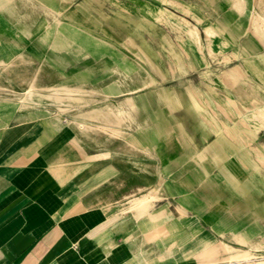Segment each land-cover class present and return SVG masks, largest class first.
Masks as SVG:
<instances>
[{"label":"rangeland","instance_id":"1","mask_svg":"<svg viewBox=\"0 0 264 264\" xmlns=\"http://www.w3.org/2000/svg\"><path fill=\"white\" fill-rule=\"evenodd\" d=\"M161 1L173 3L167 0H46L45 4H41L37 0H17V7L12 12L2 9L0 5V85L10 90L25 89L35 68L48 60L52 67L45 64L42 76H59V71L66 75V78L60 81L66 83L88 82L91 86H103L115 79H122L132 87L134 83L130 78L124 79L117 72L118 67L114 59L125 55L135 58V54H140L159 85L150 86L144 93H137L132 97H148L147 101L151 105L149 115L154 116L161 126L158 142L161 150H166L171 144L190 146L183 133H192L194 137L208 140L204 145L210 146V156H216L217 159L223 156L218 159L214 174L208 176L203 183L211 180L223 183L222 178L225 177L229 181L228 178L235 176L233 207L228 210L217 209L216 214L209 215L200 221L201 223L197 222V218L191 217L187 209L180 213L176 206L175 214L169 202L159 205V202L165 200V193L163 199L157 202L156 216L169 217L172 222L177 220L179 225L186 223L191 226V232L175 234V245L181 246L175 256L179 258L184 253H190L192 248L199 247L203 240H209L213 244L225 242L236 247L234 254L238 256L245 255V251L253 254L250 260L244 257L241 262L235 264H257L264 261V249L242 248L245 246L239 239L247 235L264 243V166L257 154L259 151L260 157L264 159V125H259L250 116L252 109L249 102L250 99H256L264 106V47L251 35H247L245 22L244 26L239 27L229 12L230 4L227 0H180L203 19L204 24L200 26L192 13H186V7H182L183 14L170 8L176 17L168 22L159 21L160 9L165 7ZM251 1L249 0V9H252ZM48 4L63 11L66 15L63 22L75 23L83 30L84 36L91 33L109 42V45L100 48L101 56L96 54L94 45L89 48L76 45L70 54L54 52L51 49L53 35L48 33L55 25L49 26L50 21L43 14ZM75 9L82 11L97 29L92 24L67 18ZM25 12L29 13V17L19 19L18 14ZM156 17L159 25L155 24ZM183 18L198 26V29L200 27L201 42H194L186 36ZM210 26L221 33V38L213 39L211 45L205 32V28ZM23 27H28V32L25 33ZM214 52L216 55L212 56L211 53ZM234 53L238 54V58L229 57ZM21 58L27 62H22ZM235 67L243 71L241 76L233 75ZM226 77L232 78L233 83L226 82ZM149 81V77L143 73L141 76L135 75L138 85ZM0 93L5 95L4 90H0ZM125 98L132 104L130 95ZM230 99L235 100L236 104ZM112 100L115 102V99ZM167 100L170 105L166 104ZM219 106L227 110L230 118L220 112ZM20 108L21 104L14 102L0 105V141L5 140L11 133L2 148L10 145L14 139L11 148L38 149L37 163L45 165L47 175L54 179L55 169L59 167L58 174L64 177V182H59L62 186H66L74 178L83 177L85 172L88 175L91 166L97 165L99 183L89 185V178H86V184L82 188L89 192V200L92 202L95 201L94 196L97 193L95 187L101 190L118 187L119 179L112 175L106 180L102 177L103 159L111 158L110 153L90 154L94 149L76 147L71 143V136L66 128L69 117L65 116L60 120L55 117L59 115V110L45 105L39 110L47 113L49 108L55 115H48L49 119L44 121L41 116L26 115ZM215 111L219 117L215 115ZM136 114L144 125L151 123L150 117L145 116L142 108L137 110ZM50 120H60L63 124L53 122L58 130L51 129L46 125ZM179 123L182 128L176 129L174 125ZM224 125L232 130L235 139L228 135ZM16 127H21V131ZM221 146H227L230 155L221 153ZM212 150L218 152L214 153ZM35 157L36 152L33 155L29 152L23 160L33 163ZM61 159L68 161L55 163ZM111 159L116 164L108 167L112 166L121 173L130 174L125 162ZM143 161L151 167H159L162 171V183H165L164 177L168 175L163 173V162L149 158H144ZM135 173L132 178L128 177V181L140 176L144 182H149L150 177L147 174L139 169H135ZM220 196L223 197L224 192H221ZM245 197H248L249 201H245ZM111 219L112 225L124 220L119 213ZM162 232L159 235L162 242L172 236L168 232ZM159 246L160 252H163L168 245ZM159 254L156 251L152 253ZM169 255L166 253L164 256ZM221 255L224 257L225 254ZM197 257V254L193 253L188 264H195Z\"/></svg>","mask_w":264,"mask_h":264},{"label":"bare ground","instance_id":"2","mask_svg":"<svg viewBox=\"0 0 264 264\" xmlns=\"http://www.w3.org/2000/svg\"><path fill=\"white\" fill-rule=\"evenodd\" d=\"M37 2L45 4L46 0H37ZM249 3V0H234V8L240 16H244L246 15V7ZM251 4L252 9L249 10L248 17L252 21L253 32L257 38L256 42L264 47V2L262 0H253ZM0 5L2 9L12 12L17 7V0H0ZM186 13L188 15L191 14L188 9ZM43 14L50 21L49 26L55 25L52 31L48 33V35H53L51 49L54 52L70 54L76 45L83 48H89L94 45L97 49L96 54L101 56L100 48L103 45H109V42L94 34L86 33L84 36L83 30L73 23L63 22L66 15L52 4L47 5ZM18 16L19 19L23 20L29 17V13H19ZM158 16L161 22H168L171 18L176 17L175 13L168 8L160 9ZM67 18L89 25L92 24L85 14L78 9L73 10L70 15H67ZM183 22L186 26V34L199 42L200 30L198 26L193 25L186 18H183ZM92 26L95 27L93 24ZM22 29H24L25 33L29 30L28 27H23ZM211 55L215 56L216 54L214 52ZM235 58H238V54H236ZM114 60L117 63V72L124 79L126 77L130 78L134 83L132 87L122 79H115L109 83H105L103 86H91L88 82L66 83L60 81L65 79L66 75L59 71L57 72L61 77L58 74H45L42 76L44 65L51 66L47 60L43 65L35 68L25 89L15 88V90H10L0 85V90L5 91V95L0 93V105L9 102L20 103L21 112L26 115L41 116L44 121L49 119V116H54L55 114L51 113L49 108H47L49 110L47 113L41 112L39 110L41 106L56 107L59 110V115L55 117L60 118V120L65 116L69 117L66 128L71 136V143L74 146H80L84 149H97L98 152H108L111 158L120 159L122 162H125L127 165L125 167L130 170L129 175L119 172L112 166L102 172V177L105 180L110 175L120 180L117 189L122 188L124 182L132 178L133 174H136L135 169H139L150 178L157 177L158 180L155 183L132 186L129 191L124 192L123 196L113 204L104 203V196L108 189L101 190L96 187L95 201H90L88 195H79L76 196V199L71 204V212L77 215L88 213L89 209L94 206L100 207L102 213L111 214L107 219L101 221L103 223L109 221L117 213L121 214L124 220L112 227L113 232L118 231L120 228H125L128 225L127 221L130 217L139 229L145 227L146 232H140L139 234L133 232L132 227H128L127 244L132 251L131 264H188L191 261L193 253L198 256L195 264H235L241 262V259L244 257L250 260L253 257L250 251H245V255L238 256L234 254V251L237 250L236 247L230 246L225 242L213 244L209 240H203L199 247L192 248L190 253H184L179 258L175 256L177 250L167 249L168 246L166 245H169V243L166 241L165 244L159 243V245L163 244L166 246L165 251H161L160 256L149 257L152 251L150 252L147 249L148 240L151 239V234L148 232L152 231V228H155L160 221L164 222L167 226H179L177 220L172 222L169 217H158L155 215L157 202L163 199L165 193V188L159 181V179H162V171L157 166L151 167L148 163L143 162L141 158L154 159L157 157L153 152L156 150L155 147L161 136V126L154 116L149 115L151 105L147 101L148 97L146 95H138L136 98L132 97L134 94L144 93L150 86L159 85V82L154 79L151 73L139 61L141 60L140 55L136 54L135 58L125 55ZM21 61L27 62L25 59ZM141 70H143V75L149 77L150 81L143 85H138L135 82V75L141 76ZM235 71L238 76L243 74V71L238 67H236ZM9 82L11 83L12 81ZM127 95H130L129 99L132 104L125 98ZM112 99H115V102ZM230 100L236 104L235 100ZM249 102L252 109L250 116L259 125H264V106L256 99H250ZM140 108L143 109L145 116L151 119V123L148 125L144 126L137 117L136 111L140 110ZM219 110L228 116L227 110L224 107L219 106ZM237 110L240 113L238 108ZM215 115L219 117L216 111ZM60 120H50V122H46V125H49L51 129L58 130L53 122L61 123ZM224 126L228 135L235 139L232 130L227 125ZM35 152V149L30 151L31 155ZM257 154L259 155L260 163L264 166V159L260 157L259 151ZM65 161L68 160L61 159L55 163ZM177 209L180 213L186 211V208L183 206H178ZM147 226H150V228L148 229ZM110 229H106L98 237V240L102 239ZM239 242L245 246L242 248L264 249V243L261 240H256L247 235H243L239 239ZM134 246H137L139 250L135 251ZM118 248L119 245L115 240L108 243L104 247L106 256L111 257L119 250ZM166 253L170 255L168 257L164 256ZM221 254H225L224 257H221ZM257 264H264V261L257 262Z\"/></svg>","mask_w":264,"mask_h":264},{"label":"crops","instance_id":"3","mask_svg":"<svg viewBox=\"0 0 264 264\" xmlns=\"http://www.w3.org/2000/svg\"><path fill=\"white\" fill-rule=\"evenodd\" d=\"M167 1L174 4L161 1L164 8L171 11L172 9L178 10L183 14L182 7H186L198 19H195L197 25L204 24L203 19L198 17L184 2L180 0ZM262 1L264 2V0ZM227 2L230 4L229 12L238 22L239 27L244 26L245 22L247 24L245 32L257 40L253 32L252 21L248 17L249 7H246V15L240 16L234 8V0H227ZM157 17L155 24L159 25ZM205 32L207 37L209 36L210 45L213 39L221 38V33L213 26L206 27ZM186 36L197 43L202 40L201 32L199 42L187 34ZM225 45L228 46V43L225 42ZM187 54L189 55V53ZM235 56L236 53L229 57L234 58ZM140 57V62L147 69L144 58L141 55ZM235 69L236 67L233 69V75L239 77ZM172 70L175 72L174 68ZM224 80L233 83L230 77H226ZM126 99L128 101V98ZM166 104L170 105V101L167 100ZM139 120L144 125L143 121ZM174 127L181 129L182 124H175ZM16 129L21 131L19 127ZM9 136L0 141V264H131L132 251L127 244L128 227H132L136 234L146 232L145 227L139 229L130 217L125 228L113 232L114 225L110 222L112 219L105 223L101 222L111 214L102 213L100 207L94 206L84 215L71 212V204L76 196L88 195L89 197V192L82 190L86 184V178H89L87 182L89 185L99 183L96 172L97 165L91 166L88 175L85 172L83 177L74 178L69 184L62 186L60 183L64 182V177L59 176V167L57 170L55 169L56 179H54L47 175L45 165L37 163L38 149L11 148L14 139L10 145L2 148ZM183 136L188 140L190 146L171 144L167 146L166 150H161L157 144L156 150L153 152L158 157L153 160L163 162V173L168 175L164 177L165 183H162L163 178L159 179L165 188L166 195L165 200L159 202V205L169 202L175 214L176 206H183L191 217L197 218V222L201 223L200 221H203L204 218L216 214L217 209L228 210L233 207L235 201L232 195L235 189V176L228 178L229 181L225 177L222 178L223 183H219L218 180L203 183L208 176L214 174L218 159H222L223 156L217 159L216 156L209 155L211 148L204 145V142H208L206 138H197L188 132L183 133ZM221 147V153L230 155L227 146ZM32 149L36 150L35 160L33 163H27L23 159ZM212 151L218 152L217 150ZM91 152L90 154H95L98 150L94 149ZM143 159L141 158L142 161ZM103 162L104 171L109 165L116 164L111 158H104ZM51 166L54 167V165ZM148 180L149 182L146 183L140 176H135L131 181H125L122 188L107 191L104 203L113 204L132 186L149 185L158 179L154 176ZM221 192H224L223 197L220 196ZM244 200L249 201L248 197H245ZM147 227L150 228V226ZM108 228L111 229L102 239L98 240V237ZM159 231L160 233L168 232L172 236L170 235V238L162 242ZM191 231V226L186 223L174 227L173 225L167 226L161 221L158 222L157 226L148 232L151 236L154 234L148 240L147 249L152 251L149 257L160 256L159 243L165 244L166 241L169 243L167 249L178 250L181 246L175 245L177 243L175 234ZM113 240L118 243L119 250L111 257H107L104 247ZM134 250L137 251L139 248L134 246ZM155 251L160 254L152 255Z\"/></svg>","mask_w":264,"mask_h":264}]
</instances>
